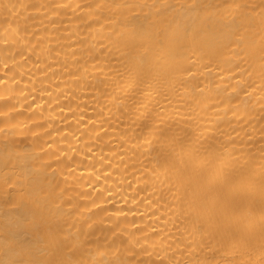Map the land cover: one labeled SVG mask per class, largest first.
<instances>
[{"label": "bare ground", "instance_id": "obj_1", "mask_svg": "<svg viewBox=\"0 0 264 264\" xmlns=\"http://www.w3.org/2000/svg\"><path fill=\"white\" fill-rule=\"evenodd\" d=\"M0 264H264V0H0Z\"/></svg>", "mask_w": 264, "mask_h": 264}]
</instances>
